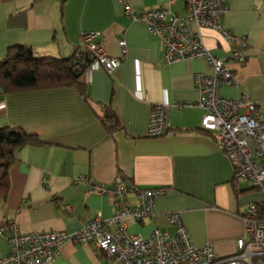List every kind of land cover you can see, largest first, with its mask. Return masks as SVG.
<instances>
[{
	"label": "crops",
	"instance_id": "1",
	"mask_svg": "<svg viewBox=\"0 0 264 264\" xmlns=\"http://www.w3.org/2000/svg\"><path fill=\"white\" fill-rule=\"evenodd\" d=\"M135 11L169 7L188 13V0H127ZM223 26L247 38L248 60L230 59L233 46L218 32L203 28L204 43L236 68L237 86H223L229 98L248 94L264 116V0H231ZM100 32L106 52L122 63L118 71L89 68L84 91L57 86L5 92L0 86V126L22 127L46 143L26 145L11 167V187L0 198V228L16 222L25 232L61 230L74 233L91 218L115 212L114 198L94 190L110 186L120 174L127 184L163 188L156 213L143 221L128 220L129 232L148 236L155 227L171 234L167 213L178 211L196 246L212 242L222 256L234 254L245 236L244 214L263 201L250 182L234 183V165L202 128L205 111L195 73L209 72L205 59L162 61L161 41L147 26L125 14L120 0H0V61L11 46L32 48L37 56L69 57L82 46L83 32ZM125 39V49L120 40ZM168 105L170 131L148 136L155 104ZM115 110L121 127L110 132L103 120ZM81 176L87 180L77 181ZM132 205L137 197L130 193ZM10 248L0 234V258ZM107 258L94 243L66 241L50 264H100ZM121 264V263H117Z\"/></svg>",
	"mask_w": 264,
	"mask_h": 264
},
{
	"label": "built area",
	"instance_id": "2",
	"mask_svg": "<svg viewBox=\"0 0 264 264\" xmlns=\"http://www.w3.org/2000/svg\"><path fill=\"white\" fill-rule=\"evenodd\" d=\"M231 0H188V13L179 15L169 7L133 10L127 0H120L125 14L144 23L150 34L162 44V61L170 64L179 60L205 59L209 72L195 73L200 98L194 103L176 102L174 106H198L205 111L202 128L214 133L234 165V183L250 182L262 190L264 196V116L248 94L238 98L220 93L223 86H237V70L228 60L214 55L204 43L202 29L218 32L233 46L230 59L239 66L247 63V38L227 30L221 18L228 12ZM175 0H170L173 4ZM100 32H83L82 46L93 57L90 68H103L113 74L122 59L110 56ZM126 48L127 42L121 39ZM170 131L168 105L155 104L151 110L148 136L159 137ZM81 176L77 181L87 180ZM94 190L114 198L115 212L105 218L102 214L91 218L80 230L69 233L61 230L25 232L16 222L5 224L0 234L10 248L0 264H50L60 255L66 241L94 243L107 258L100 264H264V197L251 204L244 214L245 236L238 240L234 254L222 256L212 242L196 246L185 226L180 212L167 213L175 233L155 227L144 237L129 232L128 220L140 222L156 213V197L163 188H143L127 184L119 174L110 186L96 183ZM130 193L137 197L132 205Z\"/></svg>",
	"mask_w": 264,
	"mask_h": 264
},
{
	"label": "trees",
	"instance_id": "3",
	"mask_svg": "<svg viewBox=\"0 0 264 264\" xmlns=\"http://www.w3.org/2000/svg\"><path fill=\"white\" fill-rule=\"evenodd\" d=\"M92 63V55L82 47L69 57H60L37 56L28 46H11L0 61V86L5 92L57 86L77 87L84 91L81 78ZM103 120L110 132L121 127L112 108L106 109ZM45 143L37 134L22 127L0 126V198L6 199L9 194L10 171L17 151L26 145Z\"/></svg>",
	"mask_w": 264,
	"mask_h": 264
}]
</instances>
